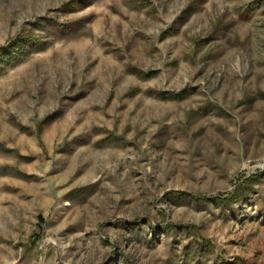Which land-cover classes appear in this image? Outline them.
<instances>
[{
  "label": "rangeland",
  "instance_id": "1",
  "mask_svg": "<svg viewBox=\"0 0 264 264\" xmlns=\"http://www.w3.org/2000/svg\"><path fill=\"white\" fill-rule=\"evenodd\" d=\"M20 37L0 264H264V0H0Z\"/></svg>",
  "mask_w": 264,
  "mask_h": 264
},
{
  "label": "trees",
  "instance_id": "2",
  "mask_svg": "<svg viewBox=\"0 0 264 264\" xmlns=\"http://www.w3.org/2000/svg\"><path fill=\"white\" fill-rule=\"evenodd\" d=\"M26 46V42L23 41V38H17L13 43L9 44V46L6 49V53L2 55V57H0V62L1 63H10L11 60L15 59V58H19V55L17 53V51L24 49V47ZM246 185L245 183H243L242 185L239 186V188H237L239 191H237L238 193H243L245 191H247ZM236 192V193H237ZM186 196V194L184 192H170L167 194V197L173 199H180V198H184ZM232 199L236 198L235 196L231 197ZM238 200L235 199V201Z\"/></svg>",
  "mask_w": 264,
  "mask_h": 264
},
{
  "label": "crops",
  "instance_id": "3",
  "mask_svg": "<svg viewBox=\"0 0 264 264\" xmlns=\"http://www.w3.org/2000/svg\"><path fill=\"white\" fill-rule=\"evenodd\" d=\"M52 258H55V257H53L52 255H51V257L48 256V257H47V261H49V259L51 260Z\"/></svg>",
  "mask_w": 264,
  "mask_h": 264
}]
</instances>
